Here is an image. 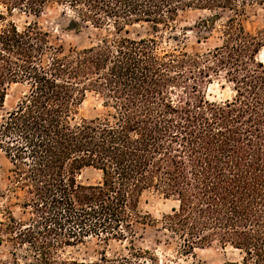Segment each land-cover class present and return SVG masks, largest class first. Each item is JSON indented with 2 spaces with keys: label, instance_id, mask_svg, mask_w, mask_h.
Returning a JSON list of instances; mask_svg holds the SVG:
<instances>
[{
  "label": "trees",
  "instance_id": "1",
  "mask_svg": "<svg viewBox=\"0 0 264 264\" xmlns=\"http://www.w3.org/2000/svg\"><path fill=\"white\" fill-rule=\"evenodd\" d=\"M254 5L264 0H0V152L21 192L19 218L0 206V246L10 247L0 264L130 263L104 253L79 261L65 250L132 241L156 225L146 193L176 203L160 223L183 253L217 244L241 254L223 264H264V28L249 34L238 19ZM49 7L75 33L105 35L65 48L14 18ZM226 11L234 16L220 26V44L204 52L166 50L156 36L128 31L171 29L184 13L206 12L198 26L211 32ZM215 82L231 99L207 98ZM12 85L22 92L6 111ZM88 94L105 115L77 118ZM85 169L100 180L80 183Z\"/></svg>",
  "mask_w": 264,
  "mask_h": 264
},
{
  "label": "rangeland",
  "instance_id": "2",
  "mask_svg": "<svg viewBox=\"0 0 264 264\" xmlns=\"http://www.w3.org/2000/svg\"><path fill=\"white\" fill-rule=\"evenodd\" d=\"M234 13L224 12L220 20L216 22L211 32L200 29L198 22L211 17L206 12H187L178 17L172 28L162 26L152 29L149 25H136L129 27L130 36L142 38L156 36L161 47L166 50L177 49L186 52H204L221 42L220 26ZM19 27L29 23H36L38 27L50 35V39L65 48H83L94 44L100 37L105 35L103 31L92 28L84 29L75 33L69 20L62 15V9L49 7L40 16H28L14 14ZM245 31L255 34L256 31L264 28V6H248L238 16ZM264 61V49L259 55ZM22 92V88L12 85L7 90L5 99V110H10ZM232 97L229 87H221L218 82L209 86L207 98L210 101L223 102ZM105 109L99 96L88 94L85 101L79 108L78 119H93L105 115ZM9 164L0 152V206H8L12 214L19 218L21 210L17 206L21 199V192L12 189L9 182ZM100 180V175L93 169H85L78 176V181L83 184H94ZM144 210L149 212L157 221L154 226L139 229L137 236L132 241H109L100 242L96 239H89L83 244L65 250V256L79 261L97 260L100 254H105L109 259L127 257L130 263L127 264H223L228 261H239V251L229 246L223 247L217 244L206 249H196L192 253H183L178 240L161 227V216L167 214L176 206V203L164 199L162 196L153 193H146L142 199ZM10 247L0 246V254L5 256ZM143 253L138 254V253ZM137 255V256H135ZM154 262V261H153Z\"/></svg>",
  "mask_w": 264,
  "mask_h": 264
}]
</instances>
